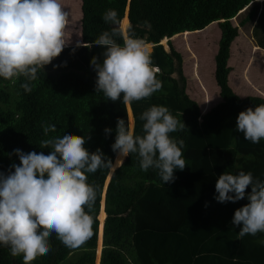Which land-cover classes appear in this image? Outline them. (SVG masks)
Returning a JSON list of instances; mask_svg holds the SVG:
<instances>
[{"label": "trees", "instance_id": "16d2710c", "mask_svg": "<svg viewBox=\"0 0 264 264\" xmlns=\"http://www.w3.org/2000/svg\"><path fill=\"white\" fill-rule=\"evenodd\" d=\"M79 8L81 44L111 30L112 25L103 20L109 9H115L125 23L128 19L135 36L148 46L154 42L150 51L153 64L161 69L162 90L131 103L130 111L122 98L107 100L95 92L96 72L90 65L93 56H100L102 62L104 49L76 47L77 42L38 73L30 93L21 87L23 78L13 85L0 77V171L7 173L13 163L19 164L14 149L47 154L49 149H41L40 142L67 133L90 137L85 143L90 152L99 148L113 159L117 119H125L128 127L131 113V130L141 134L140 114L152 105L166 106L188 128L171 134L185 142L187 166L174 170V182L163 185L157 170L140 169L136 154L124 158L105 184V215L99 205L108 169L88 174L96 189L90 212L93 236L82 247L70 249L53 234L52 250L32 264H94L96 241L98 264H264V233L237 239L239 226L231 223L234 211L247 200L215 199L216 179L223 172L250 171L264 182V140L253 144L235 130L238 113L264 104V96H239L227 81L229 45L238 27L264 48V0H80ZM125 11L127 19L122 18ZM210 21L219 28L213 78L221 99L201 113L185 90L180 67L179 77L172 75L174 60L181 63L179 52L168 39V50L158 41L201 29ZM48 125H55L56 131L45 135L43 128ZM106 127L112 129L107 136ZM0 264H23V258L13 257L9 248L0 245Z\"/></svg>", "mask_w": 264, "mask_h": 264}, {"label": "clouds", "instance_id": "9594fccd", "mask_svg": "<svg viewBox=\"0 0 264 264\" xmlns=\"http://www.w3.org/2000/svg\"><path fill=\"white\" fill-rule=\"evenodd\" d=\"M69 19L61 0H0V77L13 85L23 78L21 87L30 93L38 73L71 43ZM103 20L112 25L111 30L89 44L77 41L76 47L104 49L102 62L100 56L90 60L96 72L95 92L113 102L122 98L128 111L131 103L162 90L161 69L153 64L150 51L154 42L150 41L149 48L115 9H109ZM205 110L200 108L201 113ZM139 119L141 134L130 130L125 119H117L111 144L115 163L101 149L90 152L85 147L90 137L72 133L42 140L40 148L49 149L47 154L14 149L19 164L13 163L7 173L0 171V245L9 248L13 257L22 255L23 264L47 255L53 234L67 248L82 247L93 236L94 224L90 212L96 189L88 182V174L100 169L114 172L131 154L138 156L142 171L157 170L163 185L174 182V170L187 166L186 145L171 134L186 125L163 105L150 106ZM235 130L253 144L264 140V104L240 111ZM43 131L45 135L55 132V125ZM111 131L104 129L106 136ZM215 191L220 203L247 200L232 217L231 223L239 226L237 239L264 233V182L250 171L223 172L216 179Z\"/></svg>", "mask_w": 264, "mask_h": 264}, {"label": "rangeland", "instance_id": "374dc122", "mask_svg": "<svg viewBox=\"0 0 264 264\" xmlns=\"http://www.w3.org/2000/svg\"><path fill=\"white\" fill-rule=\"evenodd\" d=\"M61 3L67 10L70 17L67 31L69 36H71V43L80 41V0H61ZM235 21L236 18L231 19L232 23H235ZM243 30V28L238 27V34L234 37L229 45L230 59L227 63L230 66L229 72L227 74L228 83L232 90L239 96L251 93L250 91L246 93V85H244L243 82H238L237 80L241 77V67L244 66L243 73L245 77L249 76V79H254L257 82H260V79H264V57H259L262 52L260 50L253 52V49H249V45L244 43V40L246 39L245 34L247 36L249 35L244 33ZM175 34L176 35L173 34L170 37H167V39L170 41L174 49L179 52L181 63L179 64L176 60H174L175 70L172 72V75L179 77L177 68L180 67L181 73L185 77V90H187V94L198 97L197 102L199 104V108L208 109L214 103L218 102L219 99H221V97H219L218 93L216 92L217 88L213 78L212 59V55L215 53L217 48V39L219 37L218 25L215 21H210L197 32L189 31L185 35L180 34L179 32ZM167 39L164 42L159 40L163 48L166 50H168ZM246 41L248 42L247 39ZM256 60L261 63L258 68L256 67L258 63H255ZM233 88H235V90ZM202 91H204L205 96L209 95L210 98H213L210 101L203 103V93L201 94ZM131 117H133L132 114L130 115L129 120ZM131 127L132 125H129L128 122V128L130 129ZM98 253L96 241L94 249V264H98L96 263V255Z\"/></svg>", "mask_w": 264, "mask_h": 264}, {"label": "crops", "instance_id": "0c3cea01", "mask_svg": "<svg viewBox=\"0 0 264 264\" xmlns=\"http://www.w3.org/2000/svg\"><path fill=\"white\" fill-rule=\"evenodd\" d=\"M199 30V29H198ZM198 30H191L190 32H197ZM245 37H246V39L248 40V42L246 41V39L244 40V43H247L248 45H249V49L250 48H252V47H255L254 49H253V52H255V51H257V50H260L262 53H261V55L259 56L260 58H262V57H264V48H261V47H259V46H257V45H255V44H253V41L250 39V37L249 36H247L246 34H245ZM231 43V42H230ZM213 56V55H212ZM211 56V57H212ZM254 56H255V54H254ZM213 59V58H212ZM229 59H230V54H229V56H228V58H227V63H228V61H229ZM255 63H258V65L256 66L257 68H258V66L261 64V63H259V61H257L256 60V62ZM243 65V64H242ZM241 65V66H242ZM244 67V66H243ZM243 67H241V69H240V79H237L238 80V82H243V84L244 85H246V93L247 92H251L250 94H258V95H261V96H264V79H260V82H257V81H255L254 79H249L250 77L248 76V77H245L244 76V73H243ZM213 68H214V63H213ZM228 81V80H227ZM214 82H215V80H214ZM229 84V83H228ZM215 85H216V92L218 93V86H217V84L215 83ZM230 86V85H229ZM232 89V88H231ZM234 90H235V88H233ZM237 90V89H236ZM186 92H187V90H186ZM237 92H238V90H237ZM200 93V92H199ZM203 93V97H202V102L204 103V101L205 100H208L210 97H209V95H207V96H205V94H204V91H202L201 92V94ZM219 95V94H218ZM192 99H194V100H198L197 98L198 97H196V96H192L191 94L189 95ZM244 96V95H243ZM216 97H217V94H216ZM220 97V96H219ZM218 100V99H217ZM220 100V99H219ZM218 100V101H219ZM215 104V103H214ZM213 104V105H214Z\"/></svg>", "mask_w": 264, "mask_h": 264}, {"label": "water", "instance_id": "95a60500", "mask_svg": "<svg viewBox=\"0 0 264 264\" xmlns=\"http://www.w3.org/2000/svg\"><path fill=\"white\" fill-rule=\"evenodd\" d=\"M122 18L127 19V17H126V11H125V14L123 15ZM126 23H128V19H127V22H126ZM164 37H165V36H164ZM129 117H130V115H128V122L130 121V120H129ZM129 125H130V123H129ZM130 130H131V128H130ZM115 160H116V157L113 159V163H115ZM111 171H112V170H109V169H108L107 175L105 176V179H104V182H103V187L105 186L106 182L108 181V178H109V175H110ZM103 198H104V189L102 190V193H101L100 205H99V211H100V210H103ZM103 211H104V210H103ZM97 216H98V215H97ZM103 218H104V217H103ZM102 221H103V219H102ZM99 226H102V222L99 223ZM97 240H98V237H97ZM100 242H101V233H100ZM100 246H101V244H100ZM98 262H99V255L97 254V255H96V263H98Z\"/></svg>", "mask_w": 264, "mask_h": 264}, {"label": "bare ground", "instance_id": "6f19581e", "mask_svg": "<svg viewBox=\"0 0 264 264\" xmlns=\"http://www.w3.org/2000/svg\"><path fill=\"white\" fill-rule=\"evenodd\" d=\"M163 39L165 40V37H163ZM163 39H162V40H163ZM162 40H161V41H162ZM162 42H163V41H162ZM116 158H117V157H116ZM103 212H104V211H103ZM99 223H101V221H100V220H99ZM98 233H99V232H98ZM98 236H99V234H98Z\"/></svg>", "mask_w": 264, "mask_h": 264}]
</instances>
